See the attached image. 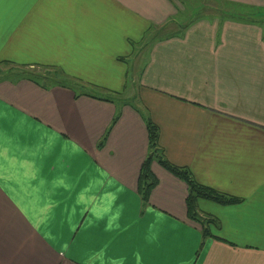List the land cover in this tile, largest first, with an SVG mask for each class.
Returning a JSON list of instances; mask_svg holds the SVG:
<instances>
[{
    "label": "crops",
    "instance_id": "0c3cea01",
    "mask_svg": "<svg viewBox=\"0 0 264 264\" xmlns=\"http://www.w3.org/2000/svg\"><path fill=\"white\" fill-rule=\"evenodd\" d=\"M182 1L0 0V264H264V0ZM147 117L171 163L241 199L197 200L210 235L156 161L142 200Z\"/></svg>",
    "mask_w": 264,
    "mask_h": 264
},
{
    "label": "trees",
    "instance_id": "16d2710c",
    "mask_svg": "<svg viewBox=\"0 0 264 264\" xmlns=\"http://www.w3.org/2000/svg\"><path fill=\"white\" fill-rule=\"evenodd\" d=\"M21 70V71H20ZM17 75H25L33 79L37 82H53V83H63L66 81H61V79H57L55 74L56 71H45L46 73L34 72L31 70H27L26 68H21L18 70ZM76 85L79 84L74 82ZM117 94L115 93H107L105 99L113 100L116 98ZM145 125L148 133V145L149 152L145 157L140 174H139V192L141 193L142 200L147 201L149 197V193L152 188L156 185L157 179L151 172V163L156 161L159 163L165 170H167L172 175L181 179L185 182L187 186V196H186V208H187V216L199 223L202 228L203 236L210 235V224H216V219L210 217L208 215H201L197 211V200L198 199H206L213 202H216L221 205H230L237 204L241 201L240 198L235 197L233 195L225 194L222 192H218L213 188L201 184L193 178L191 173L186 167L178 166L171 163L161 152L158 146V133L159 129L157 125L150 119L145 118Z\"/></svg>",
    "mask_w": 264,
    "mask_h": 264
},
{
    "label": "rangeland",
    "instance_id": "374dc122",
    "mask_svg": "<svg viewBox=\"0 0 264 264\" xmlns=\"http://www.w3.org/2000/svg\"><path fill=\"white\" fill-rule=\"evenodd\" d=\"M194 3H188L187 1H185V0H183L182 1V7H183V9L184 8H189V10H191V8L192 7H195V9H197L198 7L200 8V6H202V5H195ZM206 6V7H205ZM227 10H229V12H235V10H241L242 8L240 7V6H237V5H229V4H224L223 5ZM205 7V8H204ZM202 8H204L205 10L206 9H208V6L207 5H205V4H203V7ZM203 9V10H204ZM201 13V12H200ZM191 14V12H189V15ZM190 18V17H189ZM132 60V59H131ZM130 60V61H131ZM130 61H127V65H128V69H129V72L130 73H132V63H130ZM142 63V62H141ZM11 66H13V65H11ZM10 65H2V66H0V70L2 71H4L5 70V73H7V70H9V72H11V71H14L15 72V70L12 68L11 70H10V68L9 67H11ZM26 69L28 70H31V71H34V72H39V73H46L45 71H48V70H46V69H43V68H41V67H26ZM18 71V70H17ZM3 74H4V72H3ZM94 91V93H97V94H101V93H99V92H104V91H102V90H99V89H94L93 90Z\"/></svg>",
    "mask_w": 264,
    "mask_h": 264
}]
</instances>
